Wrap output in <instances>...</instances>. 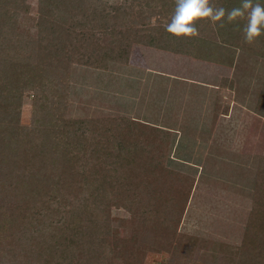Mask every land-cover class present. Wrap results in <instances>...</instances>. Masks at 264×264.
Listing matches in <instances>:
<instances>
[{
	"label": "rangeland",
	"instance_id": "1",
	"mask_svg": "<svg viewBox=\"0 0 264 264\" xmlns=\"http://www.w3.org/2000/svg\"><path fill=\"white\" fill-rule=\"evenodd\" d=\"M14 2L0 0V147H4L0 153L9 167L14 165L13 156L17 159L18 174H12L14 184L7 194L11 205L19 206L20 216L14 231L6 232L0 244V264H226L218 262L219 252L229 256L233 251L220 249V237L241 240L239 246L228 245L240 248L257 227L264 233V204L256 210V219L251 218L255 202L247 214L244 206L234 207L228 229H221L214 216L199 213L186 218L197 179L195 171L180 161L196 158L194 142L213 140L217 130L219 148L233 143L229 150L213 151L222 157V168L252 175L254 190L264 194V117L256 112L264 87L261 41L249 45L241 33V48L219 49L223 27L210 22L197 25L199 37L174 38L165 30L174 0H104L109 26L97 29L90 38L86 57L75 61L71 55L68 78L49 69L43 80L41 68L48 60L40 39L53 37L41 22L39 0H23L16 7ZM2 3L8 4L6 8ZM213 3L225 7L227 1ZM130 27L143 30L135 34L141 44H133L127 64L108 62L105 69L86 64L93 50L95 59L112 44L114 29L120 31L116 35L120 39ZM74 35L83 37L78 28ZM150 36L157 37L163 49L144 44ZM205 43L212 50L203 51L227 61L230 68L179 52L204 53L200 50ZM28 70L36 75V84L15 85ZM136 80L142 85H134ZM202 82L210 83L211 89L200 87ZM95 139L112 143L113 161L104 145H94ZM116 140L124 147H136L137 154L117 159ZM177 143L181 150L174 147ZM62 154L67 161L55 160V170L48 157ZM100 168L113 173L115 168L114 179L130 174V188L121 189L119 179L114 187L110 180L105 183L108 187L100 188L99 183L98 188L94 179H88L100 176L96 171ZM213 168L207 163L195 169L207 177ZM37 173L53 174L50 184L72 180L44 189L37 184L31 192L27 186ZM7 184L3 182L1 191H8ZM185 218L195 223L186 224ZM150 231L155 237L147 240ZM49 234L56 236L47 238ZM256 243L252 253L232 256L230 262L264 264V239Z\"/></svg>",
	"mask_w": 264,
	"mask_h": 264
},
{
	"label": "trees",
	"instance_id": "2",
	"mask_svg": "<svg viewBox=\"0 0 264 264\" xmlns=\"http://www.w3.org/2000/svg\"><path fill=\"white\" fill-rule=\"evenodd\" d=\"M10 1L14 2V0H10ZM226 1L227 3L225 4V7L229 9L234 6H238L240 4V0H226ZM6 3H7V0H6ZM6 3H2L3 8H6L5 6L8 5ZM14 3L15 4H12V5L16 7V6H19L21 3L23 4V0H19V1L15 0ZM103 4H105L104 0H39V14H40L41 22L45 25H48L50 34L53 37V39L51 37H43L40 39L41 42L45 43V46L43 47V51L45 50V53L47 54V60H48V61H45L44 63L47 66H43L41 68L43 71L42 73H44V75L42 74L43 80L45 78L44 77L45 74H47V71L49 69H56L57 71H60V73L64 72L66 75V71L68 72V67L66 66V64L72 62L73 60L71 59V55L76 56L77 59L75 61H81L86 57V54L84 51L87 50V48L90 47V45L92 44L89 42L90 38H94L97 29L99 28L107 29L109 26L107 22L109 21L108 17L110 14L108 11L105 10V6ZM115 15L116 14H114V16ZM53 17H57L58 21L53 20ZM239 27L241 28L243 27L242 21L240 22ZM77 28L81 29V32L83 33V37L77 36L78 38H75L74 32L77 30ZM236 28H237V25H227L226 27H223L222 29L223 34H221V36L223 37L222 41L216 45L219 49L232 50L234 48V50L235 49L238 50L239 48L243 46V43L241 41V36H240L241 32L236 30ZM142 30L143 29H140L137 31L136 29L130 27L129 29L125 30V33L122 32L123 37L118 39L116 38V35L118 33L119 35H121V33L120 31H116V29H114L112 33L114 37L112 44L107 49H103L102 53L96 56L95 59H93V56H95L94 55L95 51L93 50L89 58L85 61L86 64L91 65V66L94 64V65H97L94 67L102 68V69L106 68L108 62H116L118 64H127L130 58L131 47L133 46V44H136V43L141 44L142 39H139L138 36L135 34L141 32ZM57 31H59L60 33H56ZM57 34H60V35H57ZM86 34H88L89 37L87 38L84 37L86 36ZM72 35H74V40H73ZM258 40L264 44V37H261ZM144 44H146L147 46L155 47V48L163 47L161 46L162 43L160 44L157 37L155 36H150L149 40ZM208 48L211 49L210 44L205 43V45L201 47V50H200V53L201 52H204V53L196 54V53H192V51L190 50H187V51L179 50V52L185 55H189V56L191 55V56H194L200 59L209 60V61L211 60V62L219 63L222 65H226V66L231 65V64L226 63L227 61L225 62L217 58H214L212 57L211 53L203 51L204 49H208ZM171 49H168V50H171ZM92 61H94V63ZM65 77L68 78V74ZM19 78L17 77L16 81L14 82L15 85H19L21 81H24L26 83V88L33 87V85L36 84V75L34 76L33 71L28 70V74H26L24 78L22 79L21 78L19 79ZM8 83L10 84L11 81H9ZM8 83H7V86L9 87ZM256 110L258 114L264 117V87L262 89L261 98H260L259 105L257 106ZM116 120L118 121V119H115V121L113 122L117 123ZM81 123L82 122H80L79 125H81ZM138 123L139 122H137V124ZM139 124L143 126H151V125H147L141 122ZM115 126H119V124L117 123V125ZM115 132L118 133V129L115 130ZM81 133L82 132H80V129H79V135ZM118 143H119V140H116L115 142H113V145L118 144ZM94 145H96V147H103L104 145V148H107L105 150H109L108 153L111 155V157H113L114 153L111 147L112 143H110V141L103 143V142H100V139H95ZM131 146L124 147L121 145V143H119L116 146L117 149L115 150V151L119 150L118 154L116 153V155L118 156L117 159L119 157L121 158V156H123L124 159L128 157H134L137 154L138 149H136V147H133V146L131 147ZM0 149L1 151H3L4 147H2L1 145ZM94 153H95V156L98 157L97 149L94 150ZM1 157L2 156L0 153V158ZM49 157H48V161L49 163L53 164L52 167L55 168V170L58 166V164L55 163V160H59L60 158H62L65 162L67 161V155L65 154H62L61 157H57L56 155L52 159H49ZM113 159L114 157L110 160L113 161ZM16 160H17L16 156H13L11 163H14V165L9 167L3 164L2 158L0 159V187L3 185V182L8 183L7 187H9L8 191H5V192L1 191L2 189H0V244L2 243V240L5 238L4 235L6 234V232L14 231L15 226L19 222L20 214H17V212H19L17 210L19 206L18 205L12 206L11 199L9 195L7 194V192L9 193L12 191L11 185L14 182V177L12 176V174H18V164ZM164 160H167V157ZM6 168L9 169L8 172L6 171L7 170ZM96 171L97 172L100 171V176L92 177L88 180L92 181L94 179V181L97 182L96 186L98 188H99L98 186L99 183H101L100 185H102L100 186V188L108 187V184H105V183H107L108 181L110 182V180L113 181L112 187H114L113 186L114 182L117 181L118 179H119V184L121 185L120 187L121 189L125 190V189L130 188V185L132 183L130 174L127 173L124 176H122L121 174V176L114 179L113 174H115V168H113L114 173L112 171H106L105 169H102V168ZM102 171L107 172V173L103 174ZM65 173H68V172L66 171ZM33 177L34 179L31 180L32 182L27 186L28 190H30L31 192L37 190L35 188L37 187V184H38V187H42V189H44V188H49V187L52 188L53 186L58 185V184L64 185L63 182L69 183V181L72 180V177L69 179L62 178L60 181L57 180L54 184H50V182L52 181V177H54L53 174H47L44 176V175L37 173L33 175ZM112 177L114 180L112 179ZM112 190H114V188ZM111 192L112 191L109 190L107 194H110ZM256 194L257 196L254 199L255 207L252 211V216H251V218H255V219H256L255 214L257 213L256 210L259 209V207H262L264 204L263 192L257 191ZM103 196L104 195H101V197ZM186 196H187L186 200L188 201L189 196L188 195ZM101 197L98 199V201H101V202H95V203H98V205L102 203L103 199H101ZM171 199H174V197H171ZM6 204H9L8 208H7L8 205ZM256 221L257 223H259L260 222L259 218ZM49 228L52 229V227H49ZM257 228H258L256 229L257 232L253 233L251 239H249V241L246 243V246L244 244V245H241L240 248H238V246L234 247V246L220 245V249L221 250L223 249L222 251H226L227 249L230 248L231 251L233 252H230L229 256H226L224 253L219 252L218 254L219 256L217 257L218 262L232 264L230 262L232 256L236 257L237 255H243L245 253H252L250 249L253 248L254 245H258L256 241H258V243H261L262 239H264V237L262 236L264 233H261V230H259L260 227H257ZM262 229L264 230V225H262ZM55 236L56 235L49 234L47 238H51V237L53 238ZM154 237L155 235H153L152 231H150L149 234L145 235V238L147 240H152ZM7 251L8 250H6V253ZM168 264H172V263H168Z\"/></svg>",
	"mask_w": 264,
	"mask_h": 264
},
{
	"label": "crops",
	"instance_id": "3",
	"mask_svg": "<svg viewBox=\"0 0 264 264\" xmlns=\"http://www.w3.org/2000/svg\"><path fill=\"white\" fill-rule=\"evenodd\" d=\"M225 67L230 68L228 66ZM169 81L171 80L169 79ZM174 81L177 82L178 80L172 79L171 82ZM134 83L133 84L136 86L138 85L140 86V84L142 85V82L140 80H136L134 81ZM210 86H212L210 83L209 84L204 82L200 83V87L202 88L211 89ZM162 128H165L167 131L172 132L173 134L180 133V131L179 132L174 131L173 129H170V127H162ZM201 132L202 129H199L198 133ZM216 134H217V130H214L212 137L214 139L207 143H201V142L196 143L197 141L194 142L193 149L197 151V154H195V156H197L198 158L196 157L194 159H189L187 157H184L183 159H180L182 164H184L183 167L188 166L189 169H193L195 171V175L197 179L196 186L193 190V194L191 197L190 206L186 213V218H192L193 215L199 213L209 216L212 219L214 216L215 220L219 221V223L218 222L217 223L218 225H220L221 229H228L227 225L232 224V222L228 221V219L235 211V209L233 208L235 207L237 209V207L241 208L244 206L243 207L244 213L247 214L250 211L252 204L254 203V200H251V198L256 191L254 190L255 187L254 177L252 175H246L247 173L242 175L240 174L237 175L235 173H231V172L229 173L226 168L225 169L222 168L221 163H219L220 160L222 161V157L219 156L218 153L213 151H216L218 149L229 150L231 146L233 147V143L231 145L230 143L224 144L219 148V144L217 143L216 140L217 137H215ZM174 147L177 148L178 150H181L179 148L180 147L179 143L175 144ZM196 147L198 149H196ZM227 158L223 157V160L228 161L229 159ZM207 163L208 166L216 167L215 169L213 168V171L212 169H210L212 171V175L209 174L207 177L202 174L198 175L199 171L197 172L195 168H199L200 170V168L206 166ZM192 166H194L195 168ZM201 170L203 172V169ZM190 220L191 221L187 219L186 224H189L190 222L192 224L195 223L192 219ZM190 228L192 229L193 227ZM194 230L197 231L196 228ZM201 230L204 229H200V231ZM207 230L208 229L204 231L206 232ZM220 238L218 240L220 242H223L221 243V245H223L224 243H228L226 244L227 246L231 243L238 245L241 242V240L240 242L239 241L237 242V241H229V239H225V238H224L225 240H223Z\"/></svg>",
	"mask_w": 264,
	"mask_h": 264
},
{
	"label": "clouds",
	"instance_id": "4",
	"mask_svg": "<svg viewBox=\"0 0 264 264\" xmlns=\"http://www.w3.org/2000/svg\"><path fill=\"white\" fill-rule=\"evenodd\" d=\"M174 11L166 25V31L176 38L200 36L197 27L201 22H210L220 27L237 25L245 43L251 45L264 37V4L259 0H240L238 6L226 8L213 0H174ZM244 21L243 27H239Z\"/></svg>",
	"mask_w": 264,
	"mask_h": 264
}]
</instances>
